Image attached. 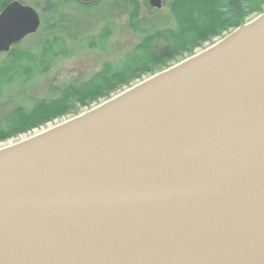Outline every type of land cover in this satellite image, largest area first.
<instances>
[{
  "label": "water",
  "instance_id": "obj_1",
  "mask_svg": "<svg viewBox=\"0 0 264 264\" xmlns=\"http://www.w3.org/2000/svg\"><path fill=\"white\" fill-rule=\"evenodd\" d=\"M38 12H0V55ZM0 264H264V12L0 148Z\"/></svg>",
  "mask_w": 264,
  "mask_h": 264
},
{
  "label": "trees",
  "instance_id": "obj_2",
  "mask_svg": "<svg viewBox=\"0 0 264 264\" xmlns=\"http://www.w3.org/2000/svg\"><path fill=\"white\" fill-rule=\"evenodd\" d=\"M13 1L15 0H0V12ZM47 1L56 4L52 13L55 17L56 13L59 14V7L77 0H43V2ZM97 1L77 2L91 7L102 2V0ZM256 1L258 0H175L172 26L157 30L156 34H149L151 30L144 26L143 21L140 26H133V29L145 34V41L135 49L136 53L121 60L120 65L106 63L102 70L89 79L66 84L70 92L79 93V98L70 97L65 101L62 98L57 101L39 100L27 106L20 103L19 112L11 114L0 122V141L19 137L29 128L40 127L62 114L75 113V110H71L75 106L89 107L93 103L101 102L102 99L110 98L112 94L130 86L135 82L134 80L140 79L144 74L154 72L156 66L160 68L170 66L171 62L178 60L186 52L224 34L225 30L229 31L246 23L254 13L262 12V4L260 3L258 7ZM32 5L39 10L40 0H36ZM39 13L42 19L45 18V12ZM130 15L131 22L137 17L138 10L133 8ZM61 29L58 30L55 25L49 24L46 33L50 34V38L44 42L41 40L42 42L37 44V46L44 45L39 53L31 46L23 47L21 45L23 40L13 45L10 51L2 53L5 57L0 59V96L18 86L19 89L16 90L18 97L22 101L28 99L27 85L34 81L37 74L45 69H51L61 53H67V40L62 34L67 28ZM165 38L169 42L159 49L155 48V44ZM139 52L143 55H136Z\"/></svg>",
  "mask_w": 264,
  "mask_h": 264
},
{
  "label": "rangeland",
  "instance_id": "obj_3",
  "mask_svg": "<svg viewBox=\"0 0 264 264\" xmlns=\"http://www.w3.org/2000/svg\"><path fill=\"white\" fill-rule=\"evenodd\" d=\"M34 2L36 0L23 1V3L33 7L34 5L32 3ZM174 2L175 0H163V6L159 8L152 6L150 0H102V2L91 7L73 1L59 7V14L55 12L56 15L53 17L52 13L55 11L56 4L40 0L41 7H39L38 11L45 12V18L42 19L39 30L27 35L21 45L27 48L31 46L35 52H41L44 45L37 46V44L42 42L41 40L44 42L50 38V34L46 32L49 24H53L58 30H62L61 28L64 27L67 28V31L62 33L67 40V53H61L51 69H45L42 73L37 74L34 81L27 85L26 95L28 99L22 101L18 97L19 94L16 92L19 89L18 86L8 90L5 95L0 96V122L4 121L11 114L19 112L18 106H20V103L24 104L23 106H27L33 105L39 100L57 101V99L62 98L65 101L70 97L79 98V93L70 92L69 86L66 84L89 79L98 71L102 70L106 63H113L115 66L120 65L121 60L126 59L132 53H136L135 49L145 41V34L133 29V26H140L142 21L145 22L144 26L151 30L149 34H156L158 32L157 30L172 26ZM255 3L259 4L258 7L261 3L263 10L262 12L254 13L248 21L264 12V0H258ZM133 8L138 10V15L130 22V11ZM232 30L234 29H230L229 31L225 30L224 34L205 42L204 45L193 48L192 51L186 52L178 60L171 62L170 66L212 46V44L219 41ZM168 42L169 40L167 38L160 39L155 44V48L159 49ZM104 46L105 48H103ZM141 53L139 52L136 55L139 56ZM4 57L5 55L2 54L0 59H4ZM170 66L164 68H160L159 66L154 67V72L144 74L140 79L134 80L135 82L130 86L124 87L121 91L126 90L144 79L150 78ZM121 91L115 92L112 96ZM107 99H102L101 102L93 103L89 107L75 106L71 109L72 111L75 110V113L69 112L62 114L60 117L40 127L34 126L32 129L29 128L19 137L0 141V148L7 145L10 146V144L26 139L27 137L30 138L55 125L74 118L81 113L91 110Z\"/></svg>",
  "mask_w": 264,
  "mask_h": 264
},
{
  "label": "flooded vegetation",
  "instance_id": "obj_4",
  "mask_svg": "<svg viewBox=\"0 0 264 264\" xmlns=\"http://www.w3.org/2000/svg\"><path fill=\"white\" fill-rule=\"evenodd\" d=\"M77 1H79V0H77ZM10 3H11V2H10ZM8 4H9V3H8ZM8 4H7V5H8ZM24 4H25V3H24ZM5 7H6V6H5ZM5 7H4V8H5ZM4 8H3V9H4Z\"/></svg>",
  "mask_w": 264,
  "mask_h": 264
}]
</instances>
